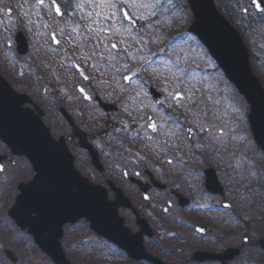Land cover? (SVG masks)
I'll return each mask as SVG.
<instances>
[{
	"label": "flooded vegetation",
	"instance_id": "obj_1",
	"mask_svg": "<svg viewBox=\"0 0 264 264\" xmlns=\"http://www.w3.org/2000/svg\"><path fill=\"white\" fill-rule=\"evenodd\" d=\"M35 1L43 9L16 15L18 25L8 21L13 37L8 46L15 41L19 56L24 55L39 72L27 68L20 76L22 69L14 65L9 73L1 68L0 73L27 96L24 107L38 113L55 140L65 143L79 174L103 188L108 202L118 207L122 227L133 236L113 240L91 233L81 241L76 230L84 225L89 230V222L65 224L61 244L67 258L82 264L69 250L81 256L83 247L98 240L109 247L105 259L100 252L82 255L97 264H236L248 245L216 241L239 237L234 226L224 230V223L236 222L238 207L232 194L229 199V188L224 187L221 195L210 193L208 165L192 163L191 156L183 153L185 142L193 147L194 138L200 137L201 125L196 123L201 115L189 104V91L175 89L154 73L155 58L142 57V1L55 0L59 13L53 0ZM217 7L243 33L244 23L254 24L248 0H217ZM6 15L11 17L13 11L7 10ZM19 33L26 43L21 50L27 49V54L19 52ZM2 146L1 177L13 172L22 159L21 165L29 169L26 182L32 180L31 163ZM196 156L200 158H192ZM218 170L215 173L222 183ZM206 198L213 203L206 204ZM254 236L258 242L253 247H261L264 236L250 235L243 241L254 242ZM121 238L136 256L114 242ZM80 241L87 243L80 245ZM140 245L145 251L138 257ZM229 250L237 252L229 254Z\"/></svg>",
	"mask_w": 264,
	"mask_h": 264
},
{
	"label": "rangeland",
	"instance_id": "obj_2",
	"mask_svg": "<svg viewBox=\"0 0 264 264\" xmlns=\"http://www.w3.org/2000/svg\"><path fill=\"white\" fill-rule=\"evenodd\" d=\"M141 1L146 14H150L154 18L158 17L153 21L147 19L148 17L144 19L145 40L143 49L140 51L142 57L152 59L155 56H160L165 63L170 61L180 67L183 75L187 74L189 70L191 72V79H189L190 77L187 78L189 80L184 79L182 76H178V78L183 80L185 84L192 86L191 94L189 93L191 95L189 104L192 102L193 106L196 107V111L201 115L200 122L197 121L196 123V125L199 123L201 125V135L194 138L192 141L193 147L188 144L190 142H185L183 149H187V151L183 153L191 156L192 163H197V165H208L210 160L205 156L210 154L216 158V166L219 165V168L216 169H219V177L222 179L224 186L229 184L227 182L229 173H233L229 177L230 180H237L234 194L238 207V211L235 213V236L239 237L228 239L222 237L223 239L221 238L216 243L223 245L224 243L234 242L243 247L248 245L240 255V258H242L236 264H264V251L260 246L253 247L258 242L257 237L254 236V242L248 241L245 243L243 241L246 236L250 235L264 236V154L257 147L251 134L247 118L249 105L228 81L204 46L188 32L192 13L187 8L186 0H172L168 3L163 0ZM32 3L35 7L30 5ZM13 5L16 13L19 11H32V8L33 11L43 9L38 7L35 0H0V60L2 61L0 62V68L9 73L16 64L18 69H22L20 76L25 75L27 68H31L37 73L39 71L35 70L34 65L31 67L23 56H19L15 41L10 47L8 46L13 39L8 31V21L18 25V22L14 20V17L17 16ZM8 8L13 9L11 17L6 15ZM262 17L263 20L255 23L253 27L244 23L246 29L244 34L253 70L264 83V14H262ZM166 26L168 28L173 27L175 30L172 38L168 40V45L161 48L153 47L150 41L153 44L157 37L164 36L167 30ZM171 42L172 44L169 45ZM158 61L159 59H156L154 63ZM149 68L148 65L146 72L150 71ZM158 75L161 79L174 85L175 89L185 90L186 93L189 91L187 87H181V84L176 80L177 77L171 79V77L164 74ZM222 128L223 133L221 134L219 130ZM224 140H229V149L235 148V152L230 153L224 143L221 144L220 150H215L216 142L221 143ZM3 150L4 148L0 144V153ZM193 155H200V158L197 156L192 158ZM21 160L17 162L13 172L6 173L5 177H1L0 174V246L3 245L15 251L22 258L20 264H52L50 258L35 247L31 236L28 233L19 231L8 215L9 208L14 204L18 194L17 185L21 181L27 180L26 176L29 172L28 166L21 165ZM239 189L242 194L241 199H238ZM228 193L230 194L229 199L232 201V190L230 189ZM255 193L258 195L259 203L254 207L252 204L255 200L253 198ZM248 200L250 201L247 202ZM251 200H253L252 203H250ZM204 202L208 205L213 203L212 200L207 198ZM86 227L84 225L76 230V233L81 236V241L84 240V237H90V231ZM171 233L173 234L172 231ZM81 241L80 245L87 243ZM71 243L72 240L69 241V245ZM165 247L167 248L166 245ZM83 248L79 251L81 256L76 255V253L73 255V251L68 248L74 259L79 260L82 264H97L94 259L89 261L82 255H96L100 252L105 259V254L109 253L108 245L98 240L92 241L91 244L89 243L88 246ZM0 264H13L6 258L1 249Z\"/></svg>",
	"mask_w": 264,
	"mask_h": 264
},
{
	"label": "water",
	"instance_id": "obj_3",
	"mask_svg": "<svg viewBox=\"0 0 264 264\" xmlns=\"http://www.w3.org/2000/svg\"><path fill=\"white\" fill-rule=\"evenodd\" d=\"M188 1L194 13L190 32L204 43L228 80L249 104L252 135L264 152V86L252 70L249 51L241 34L217 10L214 0ZM261 8L256 7L257 11H262ZM18 41L25 43L21 36ZM25 51L23 48L22 52ZM24 103V97L15 93L0 76V139L14 155L29 158L36 171L31 182L19 185L20 194L9 211L10 217L22 230L29 229L36 243L56 264H72L66 259L60 243L63 226L67 223L75 224L86 218L100 236L113 240V237H133L122 227L118 207L108 202L105 191L79 174L66 146L54 140L40 117L22 107ZM206 187L212 193H223L211 168L207 170ZM122 239L114 242L131 257L136 256ZM138 239L141 241L140 237ZM262 245L264 247V240ZM136 248L137 256L141 257L145 251L143 245ZM235 252L227 251L229 254ZM6 253L13 263L20 262L13 252L7 250Z\"/></svg>",
	"mask_w": 264,
	"mask_h": 264
},
{
	"label": "snow or ice",
	"instance_id": "obj_4",
	"mask_svg": "<svg viewBox=\"0 0 264 264\" xmlns=\"http://www.w3.org/2000/svg\"><path fill=\"white\" fill-rule=\"evenodd\" d=\"M39 2L41 4L44 3V0H39ZM253 3L255 4V6L257 8H261V5L264 4V0H253ZM53 4H55V0H53ZM262 11H264V8H261ZM56 12L59 13L60 12V8L57 6L56 7ZM154 127V126H153Z\"/></svg>",
	"mask_w": 264,
	"mask_h": 264
},
{
	"label": "trees",
	"instance_id": "obj_5",
	"mask_svg": "<svg viewBox=\"0 0 264 264\" xmlns=\"http://www.w3.org/2000/svg\"><path fill=\"white\" fill-rule=\"evenodd\" d=\"M264 84V83H263Z\"/></svg>",
	"mask_w": 264,
	"mask_h": 264
}]
</instances>
